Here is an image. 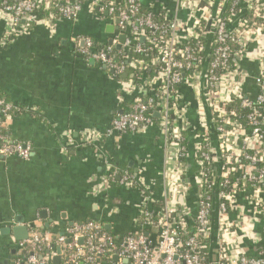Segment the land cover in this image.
Instances as JSON below:
<instances>
[{"label":"built area","instance_id":"2783aa9c","mask_svg":"<svg viewBox=\"0 0 264 264\" xmlns=\"http://www.w3.org/2000/svg\"><path fill=\"white\" fill-rule=\"evenodd\" d=\"M226 1L177 0L178 8L188 12V20L182 22L166 21L163 13L152 10L142 14L140 0H71L69 4L0 0V15L7 26L5 41L12 40L18 29H29L37 22L39 2L51 11L47 25L56 17L76 19L83 6L98 17L106 14L118 34L126 35L120 49L116 48L117 34L101 46L86 38L78 53L103 68L122 97L138 95L130 110L113 117L103 135L138 134L157 125L166 142V175L171 181L165 187L176 205L157 206L149 191L106 160L107 173L101 176L99 187L103 193L112 185L138 189L143 199L136 223L155 229V240L140 230L117 242L100 223L75 222L53 242L62 252L71 250L68 262L97 264L108 255L129 264H264V258L244 254L235 239L242 221L247 222V235L255 237L252 223L256 216L264 218V23L246 18L249 14L264 21V0H231L229 17L224 16ZM160 15L164 23L154 19ZM127 53L133 56L130 60H117ZM245 59L258 64V73L251 79L241 69ZM128 70L144 73L141 81L135 83L133 74L129 80ZM149 71L154 74L150 76ZM249 80L254 87L250 94L243 91ZM13 109L0 96V158L28 161L30 145L11 141L4 133ZM96 139L97 134L88 131L81 142L89 145ZM191 186L196 191L194 217L184 200ZM245 192L250 193L249 211L237 202ZM180 195L183 198L177 199ZM214 219L218 251L209 262L200 250L208 246ZM50 243L37 234L17 242L20 249H27L23 264H50L49 255L38 258L37 254Z\"/></svg>","mask_w":264,"mask_h":264},{"label":"crops","instance_id":"0c3cea01","mask_svg":"<svg viewBox=\"0 0 264 264\" xmlns=\"http://www.w3.org/2000/svg\"><path fill=\"white\" fill-rule=\"evenodd\" d=\"M140 1L143 8L163 13L166 21L188 20V12L178 8L177 0ZM58 2L69 4L71 0ZM45 20L18 29L12 40L5 41L7 26L0 15V96L14 108L4 133L9 140L31 147L28 161L0 158V264H22L27 257V249H20L8 233L15 220L31 226L29 235L48 241L73 223L87 221L102 224L117 242L140 230L155 240V229L136 223L143 199L138 189L112 185L106 193L99 192L101 176L107 173L105 160L120 174L131 175L138 187L153 195L157 206L177 204L166 191L165 185L171 181L166 175V142L157 125L138 134L103 135L119 106L131 105L138 94L122 97L103 68L78 52L86 38L100 46L109 44L118 34L114 21L106 14L93 15L87 6L76 19L56 17L48 25ZM109 27L114 30H107ZM241 69L251 79L258 73L257 61L245 59ZM243 91L254 93L250 80ZM88 131L97 134L89 145L81 142ZM193 173L192 166L190 181ZM195 195L191 186L184 198L191 217L195 216ZM249 195L245 192L237 198L245 211L251 210ZM180 197L183 195L177 199ZM211 227L209 262L216 259L218 251L215 219ZM245 227L247 222L242 221L235 233L238 248L247 256L264 258V218L256 216L252 223L255 237L247 235ZM48 255L50 264L57 255L60 264H72L58 247ZM111 264L129 263L113 260Z\"/></svg>","mask_w":264,"mask_h":264},{"label":"trees","instance_id":"16d2710c","mask_svg":"<svg viewBox=\"0 0 264 264\" xmlns=\"http://www.w3.org/2000/svg\"><path fill=\"white\" fill-rule=\"evenodd\" d=\"M8 1H16V0H8ZM60 4H64L63 2H59ZM230 4H231V0H229V2L227 3V6H226V9H225V13H224V16L225 17H229L230 16V11H231V7H230ZM202 5H204V2H202ZM236 11V10H235ZM51 11L50 10H45L44 9V6L42 5L41 2L38 3V5L36 6V21H39V20H45L48 18L49 16V13ZM141 13L145 14L147 13V9L145 8H142L141 9ZM246 18H249V19H252L255 23H257L258 25L259 24H263L264 21H262L261 19H254L252 18L249 14L246 15ZM154 19L160 23H164L165 21L162 19L161 15L160 16H155ZM55 20V19H54ZM53 20V21H54ZM133 56L129 53L127 54H122V55H119L117 57V60L118 61H126V60H130ZM128 74V78L130 80V75L133 74L134 76V79H135V83H139L141 81V77L142 75H144V73L141 74L140 71H132V70H128L127 72ZM150 76L153 75L154 73L152 71H149L148 73ZM131 109V105H124V104H121L119 106V112L123 111V112H126L128 110ZM212 216L214 217L215 216V208H213L212 210ZM110 234V233H108ZM111 235V234H110ZM53 242L54 240L51 241L50 243V247L47 248L45 246H42L40 248V250L37 252L38 254V258H41V257H44V256H47L49 252H51L52 250H54L56 247L53 246ZM210 242V241H209ZM209 247H210V244L208 243V246L206 249H203V250H200L201 252V256L204 257L205 259L207 258V255H208V250H209ZM71 253V250H66V249H63V254H64V257L66 258L69 254ZM26 255H28V253H26ZM83 257V256H82ZM81 257V259H82ZM113 263V258L112 257H109L108 255H105L103 257H101V259H99L98 263L97 264H111Z\"/></svg>","mask_w":264,"mask_h":264},{"label":"water","instance_id":"95a60500","mask_svg":"<svg viewBox=\"0 0 264 264\" xmlns=\"http://www.w3.org/2000/svg\"><path fill=\"white\" fill-rule=\"evenodd\" d=\"M107 30H111V32H112L114 29H112V27H109V28H107ZM125 38H126V35L124 33L118 34V41H119L118 43L119 44L116 47L117 49H120ZM90 63L94 64V62L91 60H90ZM125 77H126L125 75L122 76V78H125ZM156 116L158 117V115H156ZM14 223H15V226L11 230H8V233H10V234L12 233V235L14 236V240L16 242H21V241L27 240L29 237V232H30L31 226L26 225L24 223V221L15 220ZM80 242H82V241H80ZM113 260L117 262L118 258L116 256H114ZM52 264H60V257L58 255L52 258Z\"/></svg>","mask_w":264,"mask_h":264}]
</instances>
